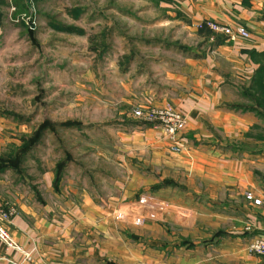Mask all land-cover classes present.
<instances>
[{"label":"rangeland","instance_id":"1","mask_svg":"<svg viewBox=\"0 0 264 264\" xmlns=\"http://www.w3.org/2000/svg\"><path fill=\"white\" fill-rule=\"evenodd\" d=\"M22 1L14 11L10 7L0 23V118L17 125L2 131L4 136L14 134L2 156L17 154L23 140L31 138L38 143L20 167L24 174L34 178L51 172L58 189V168L64 189L88 190L97 204L115 207L117 220L130 222L138 231L146 220H157L168 231L170 216L175 213L169 203L179 201V192L187 189L184 168L180 173L173 170L186 146L163 134L170 146L168 151L162 150V165L158 166L155 153L159 151L152 145L160 138L159 127L142 121L135 113L141 108L161 107L163 98L171 102L180 93H194L193 85L173 79L172 74H179L191 63L224 65L220 47L251 37L229 38L212 26L233 27L215 20L198 24L182 8L185 0ZM255 74L241 87L245 101L229 103L227 108L255 105L253 97L263 93V85L253 84ZM170 105L187 117V129V114ZM260 111L264 112V107L260 106ZM253 114L258 122L248 130L236 128L227 135L225 128L215 138L196 144H211L219 149L217 152L233 158L260 157L262 165H257L253 174L264 189V117ZM173 143L180 146V152L172 148ZM137 171L159 180L150 189V194L161 196L157 210L144 205L143 212H129L121 205L149 202L148 190H138L131 180ZM200 179L196 178L199 186ZM126 191H136V196L124 198ZM245 198L255 206L263 205L262 199H256L250 191ZM226 199L230 204L236 201ZM217 200L200 202L219 204L221 199ZM241 232L242 237L250 236L248 252L251 243L264 237V232L249 235V226ZM227 236V231L220 230L213 240ZM181 246L192 248L195 244L183 240Z\"/></svg>","mask_w":264,"mask_h":264},{"label":"crops","instance_id":"2","mask_svg":"<svg viewBox=\"0 0 264 264\" xmlns=\"http://www.w3.org/2000/svg\"><path fill=\"white\" fill-rule=\"evenodd\" d=\"M182 6L198 24L215 20L233 28L243 26L251 38H238L221 46L224 65H184L172 77L193 85L194 93H180L171 102L165 98L159 101L161 106L169 102L189 117L188 128L176 138L185 144L186 151L178 155L173 169L180 173L184 168L187 189L179 192V201L169 203L175 212L170 216L169 230L150 219L139 227L140 231L135 230L130 222L116 219L115 207L97 204L88 190L67 191L62 183L55 189L51 172L33 178L24 174L23 167L18 171L7 169L0 172V204L10 202L18 209L9 231L19 248L0 243V264H264L263 257L247 251L250 236H241L247 226L251 228L249 235L264 232V189L253 174L263 161L260 157L233 158L217 152L219 149L211 144H196L215 138L222 129L230 135L232 130L246 131L258 122L253 113L228 109L227 105L245 101L241 87L251 81L260 66L249 52H264V0H185ZM10 7L16 8L12 0L0 5V23ZM16 126L0 118L1 156L14 135L4 136L2 131ZM157 132L160 138L152 146L159 151L155 153L159 166L162 150L168 151L170 142L163 140L161 129ZM198 176L200 186L196 183ZM131 180L138 190H148L149 202L121 205L129 212H143L144 205L157 210L161 196L150 194V189L159 180L139 171ZM249 191L262 199V206L246 200ZM135 196L136 191H126L124 198ZM214 198L221 202H200ZM226 198L235 199L236 205ZM220 230L229 236L213 240ZM183 240L195 246L183 247Z\"/></svg>","mask_w":264,"mask_h":264},{"label":"built area","instance_id":"3","mask_svg":"<svg viewBox=\"0 0 264 264\" xmlns=\"http://www.w3.org/2000/svg\"><path fill=\"white\" fill-rule=\"evenodd\" d=\"M14 10L15 8H12V11ZM212 27H214L215 31L226 33L229 38H233L234 40L237 37L245 39L250 37V32L243 26H237L235 29L218 26ZM135 114L138 118H142V121L159 127L163 134L169 136L173 141H177L174 136L186 129L188 123L187 117L171 107L170 104L147 109L141 108ZM172 148L176 152H180L181 150L177 143H173ZM15 215H17V209L13 205L0 204V243L5 244L10 249L19 248L8 228ZM249 253L264 257V237L251 243Z\"/></svg>","mask_w":264,"mask_h":264},{"label":"trees","instance_id":"4","mask_svg":"<svg viewBox=\"0 0 264 264\" xmlns=\"http://www.w3.org/2000/svg\"><path fill=\"white\" fill-rule=\"evenodd\" d=\"M12 1L16 8H19L23 2L22 0H12ZM161 1L171 3L174 0H161ZM0 5H6V0H0ZM220 44L222 43L220 42L217 43V45H220ZM249 54L251 58L260 65L258 70L255 72L256 74L253 80V84L254 86L263 85V87H261L263 93L262 94L260 93V95L258 94L259 97H253L255 105H252L250 107H245L243 105H232V106H229L228 108L235 110V111L253 112V113H256L257 115H260L261 117H264V112L260 111V106L264 107V82H262V79L264 78L263 77L264 76V52L258 53L256 51H250ZM9 115L13 116L12 114H9ZM46 123L47 124H45V126L47 125V128H48V124H50V122L47 121ZM23 142H24L23 147H21V149L18 152H16L17 154L10 155L7 158L0 156V172L5 171L7 169H15L17 171L20 170V167L22 163L24 162L25 157L35 148V145L38 143V142L37 143L34 142L31 138L28 140H23ZM12 156H14L15 158ZM58 166H63V165L62 163H59ZM59 171L60 169L58 170L57 168L56 177H55L56 187H58L61 181V178H62V173H60ZM218 235L224 236L222 233H219Z\"/></svg>","mask_w":264,"mask_h":264}]
</instances>
